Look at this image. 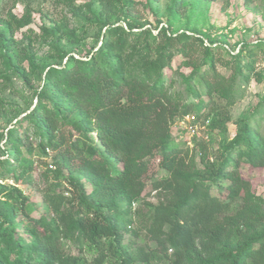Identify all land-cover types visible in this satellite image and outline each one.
<instances>
[{
    "label": "trees",
    "instance_id": "trees-1",
    "mask_svg": "<svg viewBox=\"0 0 264 264\" xmlns=\"http://www.w3.org/2000/svg\"><path fill=\"white\" fill-rule=\"evenodd\" d=\"M9 22L0 30V55L13 61L14 43L8 33L26 22L14 17ZM112 31L105 32L103 46L86 60L70 56L51 68L38 104L27 116L44 141L41 150L54 153L50 171L38 180H45V214L16 187L21 179L31 180L33 149L23 145L16 130L8 131L24 154L13 168L9 159L1 163L12 176L1 174L0 179L15 185H0V264H264V200L239 172L242 166L264 169V136L240 123L212 160L204 145L197 151L196 144L171 140L174 120L192 112L199 118L210 104L225 113L242 97L235 75L226 79L217 73L212 49L202 40L164 33L160 62L144 71L125 72L110 55L115 51ZM64 32L69 34L66 28ZM115 40L118 49L125 43L123 34ZM175 49L187 59L190 77L201 87L190 91L196 104L182 106L164 89L160 70L166 66L165 54ZM243 51L231 57L238 74ZM194 53L201 55L200 62L193 60ZM210 72L212 82L206 80ZM67 100L72 111L89 117L93 137L80 115L69 120L70 111L62 102ZM156 160L160 175L150 178L149 185L164 199L147 204V211L137 215L144 238L155 247L130 249L124 229L130 221L127 200L141 195L144 177ZM212 190L225 191V196ZM69 243L72 252L67 251Z\"/></svg>",
    "mask_w": 264,
    "mask_h": 264
},
{
    "label": "rangeland",
    "instance_id": "rangeland-1",
    "mask_svg": "<svg viewBox=\"0 0 264 264\" xmlns=\"http://www.w3.org/2000/svg\"><path fill=\"white\" fill-rule=\"evenodd\" d=\"M11 17L25 21L26 25L8 33L14 43L13 61L0 55V175L11 177L12 173L4 172L7 166L3 164L2 167L1 163L9 159L13 168L18 165L19 156L24 154V148L15 145V139L8 136V131L14 129L17 138L25 147H31L34 154L30 182L21 179L16 187L36 204L39 214L46 211L41 201L45 180H38L43 172L50 171L54 153L41 150L44 141L27 116L38 104L37 95L49 70L58 67L60 62L64 64L70 56L86 60L85 56L103 46L108 30H114L115 36H111L110 43L115 51L110 55L121 63L125 72L133 69L144 71L152 62L157 60L159 63L163 46L160 34L164 33L167 36L186 34L202 40L212 49L217 73L226 79L235 75L242 97L225 113L218 112L219 106L213 104L204 108L199 118L192 112L190 116L195 119L193 126L197 134L191 139L190 147L196 144L199 151V146L204 145L212 160L220 152L222 144L233 137L240 123H248L264 136V0H0V30L10 23ZM64 28L69 34L64 32ZM46 30L52 31L53 35L46 34ZM121 34L125 43L118 49L119 43L115 38ZM152 37L156 39L152 40ZM241 50H244L240 56L242 73L238 74L236 61L231 57ZM199 57V53L192 56L194 61ZM165 60L166 66L160 70L164 89L182 106L189 102L196 104L197 100L190 91L201 90V87L190 77L192 68L186 64L187 59L175 49L165 54ZM201 60L199 58L198 62ZM205 68L207 66L203 70ZM212 75L211 72L207 74L206 80L212 82ZM62 102L70 111L69 120L80 115L88 134L93 137L89 117L72 111L68 100ZM180 120H174L172 126L171 140L177 145L186 138L190 140L185 131L180 140L176 130ZM68 128L67 132L72 134ZM114 164L120 167V163ZM239 172L243 179L249 181L255 195L264 200V169L242 166ZM51 175L48 174L52 178ZM157 175H160L158 160L152 163L144 177L146 186L141 195L127 200L129 206L125 211L130 221L124 223V229L125 244L130 249L155 247L154 242L144 238L141 218L137 215L147 211V204H156L164 199L162 194L150 189V178ZM0 185L15 184L11 180L0 179ZM212 193L222 198L225 196V191L212 190ZM33 216L38 217L36 213ZM134 231L137 232L136 237L133 236ZM19 234L27 240L23 231L20 230ZM68 250H73L70 243Z\"/></svg>",
    "mask_w": 264,
    "mask_h": 264
},
{
    "label": "built area",
    "instance_id": "built-area-1",
    "mask_svg": "<svg viewBox=\"0 0 264 264\" xmlns=\"http://www.w3.org/2000/svg\"><path fill=\"white\" fill-rule=\"evenodd\" d=\"M194 120L195 119H194L193 116L188 115V116L183 117L180 120L179 124H176L177 125L176 126V130L178 129V136H179L180 140L183 139V136H182L183 135V131H185L186 134H188V138L190 140H187V138H186V140H183L184 142H186V144L188 146L191 145V139L197 134L195 126H193V121ZM178 127L181 128V130ZM182 127H184V128H182Z\"/></svg>",
    "mask_w": 264,
    "mask_h": 264
}]
</instances>
